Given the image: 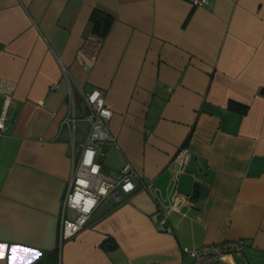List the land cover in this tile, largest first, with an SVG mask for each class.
I'll return each instance as SVG.
<instances>
[{
	"label": "crops",
	"instance_id": "0c3cea01",
	"mask_svg": "<svg viewBox=\"0 0 264 264\" xmlns=\"http://www.w3.org/2000/svg\"><path fill=\"white\" fill-rule=\"evenodd\" d=\"M207 1L0 0V264L13 247L16 264L53 250L54 264L188 263L186 250L239 237L227 263L264 264V0ZM94 9L113 19L89 50ZM93 88L116 139L102 171L130 163L138 177L60 242L72 128L76 149Z\"/></svg>",
	"mask_w": 264,
	"mask_h": 264
},
{
	"label": "built area",
	"instance_id": "2783aa9c",
	"mask_svg": "<svg viewBox=\"0 0 264 264\" xmlns=\"http://www.w3.org/2000/svg\"><path fill=\"white\" fill-rule=\"evenodd\" d=\"M192 5L206 4L207 0H187ZM97 36L92 35L86 42V49L93 50L100 44ZM93 54L90 55L91 59ZM86 111L84 120L88 123L86 134L82 136L79 150L75 149L74 128H72V144L69 156L72 161V174L69 180L59 227L60 242L75 236L88 222L91 214L99 204L108 198L120 200L122 193L135 189V179L138 174L130 163H125L119 173L112 177L102 171L97 155L107 141L116 145V139L110 130L109 120L112 110L105 94L98 88L85 92ZM7 102L0 112V129L4 128ZM73 119H67L70 122ZM189 151L180 146L173 156V163L181 170L188 159ZM164 221L162 218L161 222ZM242 238H232L216 242L203 243L193 250H186L185 255L191 257L188 263L176 262L169 264H228L226 254L242 255L244 248Z\"/></svg>",
	"mask_w": 264,
	"mask_h": 264
},
{
	"label": "trees",
	"instance_id": "16d2710c",
	"mask_svg": "<svg viewBox=\"0 0 264 264\" xmlns=\"http://www.w3.org/2000/svg\"><path fill=\"white\" fill-rule=\"evenodd\" d=\"M112 16L101 11L98 9H94L89 17V20L91 22V30L92 34L97 36L99 39L104 38L107 35V32L109 31L111 22H112ZM261 92H264V89L261 90ZM229 108L233 110H237L238 112L244 114L247 112L248 107L246 105L236 104V103H229ZM103 246L106 247V243H103ZM56 260V251L53 250L49 252L45 257L44 260L41 262H36L34 264H54Z\"/></svg>",
	"mask_w": 264,
	"mask_h": 264
},
{
	"label": "snow or ice",
	"instance_id": "6c2138e0",
	"mask_svg": "<svg viewBox=\"0 0 264 264\" xmlns=\"http://www.w3.org/2000/svg\"><path fill=\"white\" fill-rule=\"evenodd\" d=\"M4 247L5 246L0 245V259H2L4 257V251H3ZM17 250L18 249L16 247L12 248V250H11L12 251V257H11L10 264H16V252H17Z\"/></svg>",
	"mask_w": 264,
	"mask_h": 264
},
{
	"label": "rangeland",
	"instance_id": "374dc122",
	"mask_svg": "<svg viewBox=\"0 0 264 264\" xmlns=\"http://www.w3.org/2000/svg\"><path fill=\"white\" fill-rule=\"evenodd\" d=\"M85 122H86V121H85ZM84 127H85V124H84V123H83V126H82V125L79 124V121H76V129H77V133H76V135H78L79 132H80V130H81L82 128H84ZM76 139H77V138H76ZM77 140H78V139H77ZM76 149H77V150L79 149L78 141H77Z\"/></svg>",
	"mask_w": 264,
	"mask_h": 264
}]
</instances>
